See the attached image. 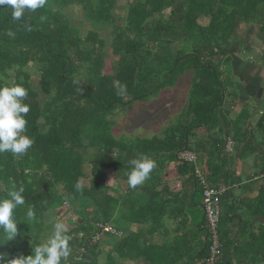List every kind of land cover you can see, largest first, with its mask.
Returning a JSON list of instances; mask_svg holds the SVG:
<instances>
[{"label": "trees", "instance_id": "16d2710c", "mask_svg": "<svg viewBox=\"0 0 264 264\" xmlns=\"http://www.w3.org/2000/svg\"><path fill=\"white\" fill-rule=\"evenodd\" d=\"M118 1L47 0L43 8L26 10L19 21L12 20L7 5H0V87L18 84L27 89L23 102L30 111L23 134L34 141L27 154H0V199L10 198L9 193L20 188L25 198L14 213L18 221L16 238L7 241L0 234V253H7L9 260L31 255L51 236L53 225L59 221L66 225L65 234L71 237L70 255L62 264H98L103 252L100 242L108 235L103 222L128 220L145 225L153 223L154 214H163L165 202L156 205L152 201L155 195L159 197L155 186L168 169V165L158 164V157L178 162L176 171L180 176L198 179V159L182 160L179 151L186 149L194 130L214 122L215 112L225 99L221 66L230 59L227 49L239 37L240 24L255 20L248 6L247 14H241L240 7L256 0H123L124 17L115 13ZM181 5L183 15L178 22L172 16L176 15L174 6L178 10ZM75 7L81 8L91 22L84 38L66 13ZM166 10L171 12L169 18ZM203 14L211 18L207 26L198 22ZM95 23L113 25L110 50L101 33L92 27ZM9 31L14 35L9 36ZM178 31L189 37L172 36ZM177 37L197 42L196 49L178 47L174 41ZM110 55L115 58L108 69ZM31 66H35L37 74ZM191 71L195 76L184 110L178 114L181 125L176 130L168 127L163 137L151 139L126 132V126L117 119L121 112L130 116L136 103L145 107L149 99L166 91L171 93L181 77ZM34 76L38 77V85ZM244 115L234 123L241 130ZM258 125L264 135V120ZM141 156L156 163L140 186L150 197L148 202L130 187L129 193L114 197L105 182L106 173L113 170L117 177L128 178L132 170L129 162ZM218 170L214 169L213 175L218 176ZM254 204L257 209L253 214L264 217V186ZM127 205L130 212L123 211ZM30 207L36 213V219L31 221L26 216ZM75 216L78 218L73 219ZM44 227L52 230L49 237ZM140 233L119 241L118 253L144 255L151 264H160L161 257L166 264L180 260L199 264L191 255L187 254L188 259L181 255L176 260L164 247L141 242ZM149 233L153 235V226ZM260 237L255 249L264 253V231ZM225 239L221 234L224 251ZM207 247L199 254L205 260L209 257ZM217 264L226 263L220 257Z\"/></svg>", "mask_w": 264, "mask_h": 264}, {"label": "crops", "instance_id": "0c3cea01", "mask_svg": "<svg viewBox=\"0 0 264 264\" xmlns=\"http://www.w3.org/2000/svg\"><path fill=\"white\" fill-rule=\"evenodd\" d=\"M175 20L181 22L180 17H175ZM210 21V16L204 14L199 16L198 22L201 25L207 26ZM254 21H243L240 24L237 38L239 41L227 49L230 55L229 63H223L221 66L224 72L223 81L227 84L223 104L215 112L218 124L216 125L214 121L210 125L198 128L195 134L188 138L185 149L197 154L196 166L201 169L208 181L225 188L222 196L224 232H220V238L221 234L226 237L225 251L221 257L226 264L264 263L263 251L255 249L264 231V217L253 214L257 209L254 201L264 186V135L261 129L258 128L257 131L253 126L255 118L258 123L264 120V23L258 24ZM227 72L228 75L225 74ZM187 98L188 95L185 93L183 103H187ZM243 114L245 117L241 130L234 123ZM173 117L171 115V119ZM166 161L168 169L164 171L165 176H162V181L157 182L155 186V190L160 193L159 197L155 195L152 201L154 200L153 204L156 205L165 202L167 206H164L161 216L157 214L153 216V223L150 224L153 226V235L147 234L148 230L144 229L145 225L142 224L128 222L126 226L124 220L112 223L119 231L118 235L108 234L102 238L100 246L103 252L98 257V264H151L144 255L137 256L133 253L129 256L117 251L119 241L140 232L141 242L150 241L164 247L174 259L181 255L188 259L191 255L197 263L204 262L205 259L199 255L207 246L208 233L203 208V185L198 179L193 180L192 176H180L176 171L178 162ZM157 162L164 164L159 157ZM214 169L216 171L219 169L218 176L213 175ZM110 175L121 180L108 185L114 197L130 192L128 178L117 177L114 171ZM143 184L135 188L134 194L142 197L147 203L150 197L140 188ZM167 212L169 216L165 215ZM166 218L169 220H165ZM207 255H210L209 251ZM180 261L176 264H184ZM161 263L167 262L161 257Z\"/></svg>", "mask_w": 264, "mask_h": 264}, {"label": "clouds", "instance_id": "9594fccd", "mask_svg": "<svg viewBox=\"0 0 264 264\" xmlns=\"http://www.w3.org/2000/svg\"><path fill=\"white\" fill-rule=\"evenodd\" d=\"M46 3L47 0H0V5H7L11 9L13 21L21 20L26 10L34 12L45 7ZM28 30L31 31L30 26ZM7 34L9 36L14 35L11 31ZM27 95V89L18 84L11 87H0V154L10 152L13 155H24L34 143L32 138L23 134L28 123L25 117L30 111V106L23 102ZM129 163L132 165V170L128 174V185L132 189L143 184L156 167L155 161L146 156L133 159ZM77 187L79 188V185ZM23 192L24 189L20 188L10 192V198L0 199V234L7 241L15 239L18 234V221L14 213L18 206L25 203ZM26 216L30 221L36 219V213L31 207L27 210ZM103 223L114 227L112 223ZM114 228L116 233L104 232L110 235H118L119 231L116 227ZM53 229L46 242L36 246L31 255H20L9 260L7 253H0V264H62V260H66L70 255L69 242L71 237L65 234L67 228L63 222H56ZM94 241L96 240L94 239Z\"/></svg>", "mask_w": 264, "mask_h": 264}, {"label": "rangeland", "instance_id": "374dc122", "mask_svg": "<svg viewBox=\"0 0 264 264\" xmlns=\"http://www.w3.org/2000/svg\"><path fill=\"white\" fill-rule=\"evenodd\" d=\"M182 6L183 5H181V7L175 11L176 15L175 16L173 15L172 19L174 17H177V18L182 17V15H183L182 14ZM246 7H247V10L250 12V14H252V17L255 18V21H254L255 23H258V24L264 23V21H261V20H264V0H261L259 2L256 1L255 3H253L251 5H247V4L244 5L243 4L240 7L241 8L240 11H242L241 14H245V13L247 14ZM125 9H126L125 1L119 0L117 2L115 13L118 16L120 15V16L124 17L125 13H126ZM66 13L68 14L69 17H71V19H72L71 23L80 29L81 37L82 38L86 37L88 30L91 28V25H90L91 22L85 18V14L82 11V9L78 8V7L69 8L66 11ZM165 13H166L165 16L169 18V16L171 15L170 10H166ZM92 27L96 31L98 30L101 33L102 37H104V39L106 40L107 49L110 50V46L112 44L113 36H114L113 25H111V24L103 25L101 23H95V24H92ZM177 35L180 36L181 38H183L184 37L183 35H185V34H183L182 31H178L175 34H173L172 36L176 37ZM185 37H189V35L186 34ZM234 40H235V42L239 41V40H237V38ZM174 41L178 47L185 45L189 48L196 49L197 42L195 44L193 43V41L184 42L183 40H181L178 37L176 39H174ZM235 42L233 41V43H235ZM114 58H115V56H113V55L109 56V63L107 64L108 69L112 68L113 62H111V61ZM31 70L35 73L37 72V69L35 68V66H31ZM192 73H193V77H194L195 74L193 71L187 72L185 74L186 76L181 77V79L179 80L176 87L174 89H171L172 91L174 90L173 92L176 94H173V92H172V94H170L169 91H166L160 97L156 96L154 99L151 98L146 103L144 102L145 107H142L140 103H136V107H135L136 110H134V114H131L130 116L127 115V113L121 112L120 115L117 117V119L120 121L121 125L124 124L126 126L125 127L126 132H134V135H141V137H146V138L151 139V138H155V137H163V134L168 127H174L176 130V127L178 126V124L181 125V120H180V117H178V114L181 115L180 112H182L184 110L185 102L183 103V98L185 100V93L188 96L190 95V90L187 91V89L191 88L190 85H191ZM225 74L228 75L229 73L227 72ZM37 76H34V81L38 85V77ZM224 84H227V83L224 82ZM164 95H166V96H164ZM171 96H172V98H171ZM165 100H166V102L163 104L162 101H165ZM150 101H151V104H149ZM138 107H140L141 109H148L149 108V110H146L144 112V111H141ZM120 108H122V107H120ZM171 115L172 116L175 115L173 117V119H171ZM187 118L190 119V117H188V116H187ZM214 121H215V124L217 125L218 124L217 114H215V116H214ZM253 126L255 127V129H257V131H258V128L260 129V127H258V120L256 118L253 120ZM195 131L196 130L193 131L194 134H195ZM132 135L133 134L129 135V137H132ZM163 163H164V166L166 167L167 161H164ZM86 172L89 175H91V170L89 167H86ZM112 172H113V170H108V172H107L108 175L106 173V181L105 182L109 186L112 184H115V182L116 183L121 182V180H118L117 178H114L113 176L110 177L111 176L110 174ZM113 181H114V183H113ZM123 186H124V184H123ZM166 206H167V204H165V207ZM123 211L124 212H130L129 205L125 206ZM165 215L169 216V212H167ZM113 216L116 217L117 214L114 213ZM77 218H78V216H75L73 219H77ZM167 219L168 218H166L165 220H167ZM123 223L126 226L129 224L128 220H124ZM151 223L148 222L147 224H145L144 229H146V230L151 229V226H150ZM219 224H220L219 228H221V222ZM44 228L47 230V235L49 237V235L51 233L50 231H52V230H49L47 227H44Z\"/></svg>", "mask_w": 264, "mask_h": 264}, {"label": "built area", "instance_id": "2783aa9c", "mask_svg": "<svg viewBox=\"0 0 264 264\" xmlns=\"http://www.w3.org/2000/svg\"><path fill=\"white\" fill-rule=\"evenodd\" d=\"M179 158L188 162H196L197 154L190 150L179 151ZM196 176L203 185V207L207 218L209 257L202 264H217L223 255V244L220 238L218 225L222 215V195L225 188L211 184L205 174L196 166ZM105 232L116 233V229L110 224H103Z\"/></svg>", "mask_w": 264, "mask_h": 264}]
</instances>
